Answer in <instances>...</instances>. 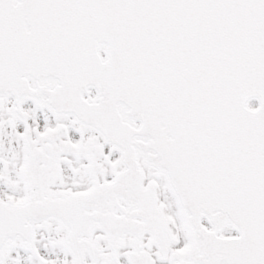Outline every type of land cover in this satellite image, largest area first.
Listing matches in <instances>:
<instances>
[{"label":"snow or ice","instance_id":"obj_1","mask_svg":"<svg viewBox=\"0 0 264 264\" xmlns=\"http://www.w3.org/2000/svg\"><path fill=\"white\" fill-rule=\"evenodd\" d=\"M0 264H264V0H0Z\"/></svg>","mask_w":264,"mask_h":264}]
</instances>
